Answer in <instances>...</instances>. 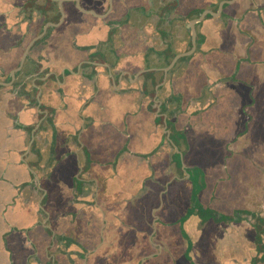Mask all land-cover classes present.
Instances as JSON below:
<instances>
[{"label": "crops", "instance_id": "1", "mask_svg": "<svg viewBox=\"0 0 264 264\" xmlns=\"http://www.w3.org/2000/svg\"><path fill=\"white\" fill-rule=\"evenodd\" d=\"M56 1L0 0V264H185L194 173L205 208L264 220V0L208 15L174 65L220 0L69 2L54 27Z\"/></svg>", "mask_w": 264, "mask_h": 264}, {"label": "rangeland", "instance_id": "2", "mask_svg": "<svg viewBox=\"0 0 264 264\" xmlns=\"http://www.w3.org/2000/svg\"><path fill=\"white\" fill-rule=\"evenodd\" d=\"M262 103L261 106H264V103ZM256 116L258 117L256 120L260 123L257 128L260 133L258 136H255L257 133H254V135L251 133L253 136L258 137L252 144L256 146L255 144L257 143L262 148L264 143V109H257ZM260 154L263 156L262 151ZM256 160H258L257 164H255L257 171L259 170L262 176L257 171H253L251 177L254 182V177L261 176V178L255 180L256 182H262L263 192L260 195L261 197L264 193V157L256 158ZM235 215L238 216L240 222L231 224L210 222L206 225L203 223L199 224V222L195 223L193 230L195 241L198 245V251L194 255L195 264H224L223 259L225 258L227 260L231 259L232 264H251L253 256L256 254V229L254 228L256 221L253 216L248 214L244 215L236 211ZM221 230L225 232V235L227 234L226 237H221L223 234ZM214 250L216 252H213ZM185 264L190 263L185 260Z\"/></svg>", "mask_w": 264, "mask_h": 264}, {"label": "trees", "instance_id": "3", "mask_svg": "<svg viewBox=\"0 0 264 264\" xmlns=\"http://www.w3.org/2000/svg\"><path fill=\"white\" fill-rule=\"evenodd\" d=\"M192 181H194V190L193 195L190 203V207L187 210L186 215L181 219L182 225L186 223L192 216H198L203 223H206L210 220H215L216 222H224L230 221V222H240L238 220V216H220L217 212H215L212 209L205 208L203 205H201V202L199 200V193L203 189L202 185L197 184V177H195V173L193 178H191ZM240 213H245L244 211ZM250 213L253 218L255 219L254 228L256 229V239H255V245H256V254L253 256L251 264H264V220L260 216H257L255 213ZM184 238L189 242L188 250L185 254V260H187L190 264H195L194 256L191 255V251L193 249V242L188 235V233L185 231V229L182 230Z\"/></svg>", "mask_w": 264, "mask_h": 264}, {"label": "flooded vegetation", "instance_id": "4", "mask_svg": "<svg viewBox=\"0 0 264 264\" xmlns=\"http://www.w3.org/2000/svg\"><path fill=\"white\" fill-rule=\"evenodd\" d=\"M108 2H107V5H106V9H105V13H103V14H100V13H97L95 10V12L99 15V16H94V15H92V14H86V15H89V16H94V17H96V18H102V19H106V18H108L109 17V14L111 13V9H112V7H111V3H110V0H107ZM114 1V0H113ZM205 1V0H204ZM222 1H225V0H220L219 1V4H220V2H222ZM228 1H232V0H228ZM238 1L239 0H235V2L234 3H238ZM69 2H71L72 4H73V9H76L77 7H76V3H75V1H69ZM69 2H64L62 5L61 4H59V0H57L56 2H55V6H48V4H46V7H44L43 8V13L44 12H46L47 11V9H48V11L47 12H54L55 13V17L54 18H56L55 20H57L58 22L57 23H54V22H51V24L52 25H54V27H58L59 25H60V23L61 24H63L64 22H65V19H66V16H67V7L66 6H64V4H67V3H69ZM135 2H138L137 0L136 1H131V4H133V9L132 10H137V11H140V10H145V7H140V5L139 4H135ZM202 4V2H198V4ZM240 3V2H239ZM213 4V3H212ZM125 5H128V3H126V2H124V6ZM226 6H228V5H226ZM84 8V7H83ZM84 9H86V8H84ZM77 11H80V10H78V9H76ZM86 10H88V11H92L91 9H86ZM81 12V11H80ZM129 11L128 10H126V12H124L123 14V16L121 17V19L119 20V21H117L116 23H117V25H123V24H126L127 22H128V18H129V13H128ZM141 12V11H140ZM64 13V14H63ZM82 13V12H81ZM82 14H84V13H82ZM148 16V15H147ZM110 18V17H109ZM109 22H111V20L109 21ZM50 23V22H49ZM49 23H47L46 25H49ZM49 27H51V25L49 26ZM48 27V28H49ZM49 32V31H48ZM48 32H47V34L44 36V38L42 39V41H44L45 43H46V40L51 36V34L52 33H49L48 34ZM28 56V55H27ZM27 59V58H26ZM20 66H18L16 69H18ZM15 69V70H16ZM17 73V72H16ZM47 81V80H46ZM10 82H8L7 84H9ZM2 84V82H0V85ZM36 99V98H35Z\"/></svg>", "mask_w": 264, "mask_h": 264}, {"label": "water", "instance_id": "5", "mask_svg": "<svg viewBox=\"0 0 264 264\" xmlns=\"http://www.w3.org/2000/svg\"><path fill=\"white\" fill-rule=\"evenodd\" d=\"M69 1H75V3H76V9H78V10H80L82 13H84V14H92V15H94V16H99L94 10H92V11H88V10H86V9H84L82 6H81V4H80V0H59V4H63L64 2H69ZM110 2H111V7H112V0H110ZM233 3V0L232 1H228V0H225V1H222L221 3H220V6H219V10H218V12H213V11H211V10H204V11H202V13L200 14V16L198 17V18H196V19H194V20H192L191 22H190V30L192 31V50H190L189 52H187V53H183V54H181L180 56H178V57H176L175 59H174V61H173V64L172 65H174L176 62H177V60L179 59V58H181V57H187V56H190L192 53H193V51L194 50H196V42H197V31H196V27H195V25L196 24H199V23H201V22H203L205 19H206V17L208 16V15H211V16H220L221 15V12L223 11V9H224V6L225 5H230V4H232ZM64 14V13H63ZM46 30L47 29H45V32H46ZM34 44V43H33ZM33 44H31V46H29L28 48H27V51L25 52V54H24V57H23V60H22V64H21V66L23 65V63H24V61L26 60V58H27V55H28V53L30 52V50H31V47H32V45ZM20 66V67H21ZM18 68V69H16V70H13V79L15 78V74H16V72L18 71V70H20L21 68ZM164 72H166L165 74H164V76H165V79L167 78V76H166V74L168 73V70H167V68L166 69H164Z\"/></svg>", "mask_w": 264, "mask_h": 264}]
</instances>
